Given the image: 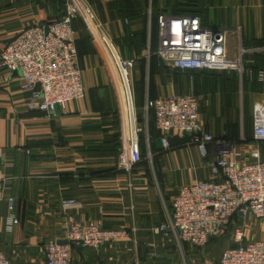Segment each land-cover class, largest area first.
<instances>
[{
    "label": "crops",
    "instance_id": "1",
    "mask_svg": "<svg viewBox=\"0 0 264 264\" xmlns=\"http://www.w3.org/2000/svg\"><path fill=\"white\" fill-rule=\"evenodd\" d=\"M94 1L91 6L103 24L102 30L111 39H121L126 28L123 22H129L123 14L128 12L131 20L132 13L138 15L135 6H121L117 0ZM65 2L0 0V46L27 27L60 20ZM152 4L148 16L153 10L173 16L193 13L210 29H228L230 58H238L240 49L247 52L244 73L218 71L222 77L202 75L195 81H184L168 67L169 72L155 77L144 110L147 100L192 94L199 99L204 131L216 141L234 144L231 158L248 163L254 161L253 153L259 152L264 162V144L247 141L253 132L252 112L247 118L243 112L227 115L221 113L220 106L222 98L232 94L228 92L231 85L241 90L254 85L247 90L248 101L264 104V86L250 76L252 69L246 68L254 64L255 55L259 66L264 67V0H154ZM136 22L132 20L133 27ZM74 29L86 97L70 103L65 111L58 108V117L31 112L27 107L31 95L23 89L22 79L0 70V244L11 264H46L44 247L48 241L65 236V222H100L130 235L97 249L75 246L73 264H219L223 251L237 245L235 229L242 230L243 243L264 240V219L250 217L235 218L231 232L221 229L203 249L180 244L173 235L154 232L167 220L180 187L222 180L209 168L219 157L220 146L215 142L208 145L203 156L189 139L174 136L170 150L161 143L155 145L149 163L143 161L132 171L123 169L116 149L122 145L124 118L114 111L111 97L108 99L104 91L98 92L100 101L97 94L89 93L104 83L100 61L106 65L109 57L97 37L92 46L82 41L80 30ZM126 58L136 61L134 83L140 71L139 58ZM99 104L105 106L103 110ZM10 198L15 200L19 224L8 233ZM67 199L78 205L63 210L62 201Z\"/></svg>",
    "mask_w": 264,
    "mask_h": 264
},
{
    "label": "built area",
    "instance_id": "2",
    "mask_svg": "<svg viewBox=\"0 0 264 264\" xmlns=\"http://www.w3.org/2000/svg\"><path fill=\"white\" fill-rule=\"evenodd\" d=\"M63 17L53 23L25 28L13 40L0 46V70L17 74L23 81V89L31 95L27 104L31 112H39L51 118L58 117L75 101L86 97L82 70L79 66L75 21H83L98 31L97 40L118 71L123 93V140L125 145L120 165L131 171L142 160L140 136L149 141L147 113L154 112L155 126L161 135V145L171 149L170 138H188L203 156L208 145L220 146L219 157L210 163L213 175L221 181L197 182L180 187L175 196L167 220L156 227V234L173 235L179 243H187L198 249L205 248L221 229L233 224L235 218L264 219V162L259 152L253 153L254 161L240 163L231 158L234 147L206 133L200 120L199 99L192 94H171L155 100H147L146 122L138 123L132 81L133 59H124L118 47L109 39L97 22L92 7L84 0H65ZM159 45L157 55L167 67L181 71H235L244 73L243 57L228 56V29L214 30L203 25L198 16L177 17L160 13L158 16ZM253 76L252 72H249ZM257 81L264 86V70H258ZM254 142L264 144V104L256 103L252 111ZM73 199L62 201V209L77 206ZM19 220L15 215V200L9 199V215L6 228L11 233ZM66 234L61 240H50L44 247L46 264H73L75 246L97 249L104 245L129 238L124 229L106 228L100 222H65ZM237 244L221 254L219 264H264V240L243 243V232L235 229ZM0 264H11L0 244Z\"/></svg>",
    "mask_w": 264,
    "mask_h": 264
},
{
    "label": "rangeland",
    "instance_id": "3",
    "mask_svg": "<svg viewBox=\"0 0 264 264\" xmlns=\"http://www.w3.org/2000/svg\"><path fill=\"white\" fill-rule=\"evenodd\" d=\"M117 1L118 3H120L121 6H124V5L127 6L128 3H130L131 7L135 6V9H137L138 11V15H135L134 13H132L133 17L131 16L132 17L131 20L129 17L126 18L127 16H130V15H128V12L125 11V13L123 14V18H126L129 21V22H123V24L126 27L125 35L121 37V39H111V38L109 39L119 48L123 56L128 57V58H139L138 60L140 63V68H139L140 71L139 73L136 72L134 76V80H135L134 85H135L136 94H137L136 97H137V105L139 107L138 109H141L147 97V92L149 95L150 90H153L154 88L155 77L166 74V72H169L170 69L162 67L157 60L153 61L152 59L155 43L151 45L152 43L151 37H153V34L156 29L155 23L153 21V18L156 12L153 10L152 16H148V10L150 8V5L154 2V0H128V2L127 0H117ZM86 2L87 4L91 6L93 5V2L95 1L87 0ZM98 19L99 18L97 16L98 24L100 26H103V24L99 23ZM132 20L137 21L135 23V27H133ZM75 28L77 31L80 30V33H81L80 36H81L82 41H88L89 43H91L92 46L94 45V43H96L94 41L96 37H98V33L96 30H93L91 25L90 27H88L82 21V22L76 23ZM127 33L130 34L129 38H127L126 36ZM126 42L132 43L131 46H129L128 43L125 44ZM106 62L107 64L105 65L104 62L100 61L101 68H102L100 74L105 84L103 83L97 87L90 89L89 93L97 94L95 96L97 100L100 101L98 97V92L100 91V89L101 91H104L103 93L108 99L111 97V101L113 103L112 106L113 108L115 107L114 111H116V113L119 112L123 117L125 114V105L123 101V93H122L121 85L119 84L120 82L118 79V71L114 63L111 61V59L108 58ZM175 75L181 76L182 79H184V81H188V80L195 81L197 80L199 76L198 74L189 73V72L176 73ZM249 89L243 88L241 90L231 85L228 92H231L232 94H228V96L222 98V101L220 103L221 113L225 114L227 112L226 113L227 115H230L231 113L233 115H239L240 113L243 112V115L245 116V118H247L248 112L250 111L252 112L253 106H254V104L248 101L247 90ZM237 95H239L240 98H238ZM99 105L100 107H102V110H103L105 106L104 105L102 106L101 104ZM148 113H147V117H148ZM123 122L124 120L122 121V123ZM149 128L150 127H149V119H148V124H147L148 136H149ZM123 137L126 138V133H125V136L123 135V133L121 134L122 145H120V150L118 153L119 159L123 153V149L125 145V142H124L125 139L123 140ZM226 144L234 147V144L231 142L230 143L226 142ZM162 152H166V151L162 149ZM148 154L150 155L149 157H147L146 161L149 163L152 158V155H151L152 153L150 152V150H148ZM231 225L233 224H230L228 227L225 228V229L228 228L229 232L232 231V229H230ZM179 256L180 258H182V255H179ZM182 264L184 263L182 262Z\"/></svg>",
    "mask_w": 264,
    "mask_h": 264
},
{
    "label": "trees",
    "instance_id": "4",
    "mask_svg": "<svg viewBox=\"0 0 264 264\" xmlns=\"http://www.w3.org/2000/svg\"><path fill=\"white\" fill-rule=\"evenodd\" d=\"M127 2H128V0H127ZM161 13H165V12H161ZM159 14H155V16L153 18V21L155 23L156 29H155V32L153 34V37H151V41H152L151 45L155 43V46H154V49H153L154 53H153L152 59H153V61L154 60H157L162 67L168 68L164 63H161L160 62V58L157 55V49H158V45H159V29H158V16H159ZM174 16H177V17H187V16H197V15L196 14H193V13H190V14L189 13H182L181 15H175L174 14ZM126 18H128V17H126ZM76 23H79V22H77V21L74 22V28L76 26ZM126 36H127V38H129L130 37V34L127 33ZM127 43L129 44V46H131V44H132V43H129V42H126L125 44H127ZM120 53H121V56L124 59H127L125 56H123V54H122L121 51H120ZM244 59H246V57H244ZM253 59H254V64H248L246 66V68L247 67L248 68L250 67L252 69L251 72L253 73V76H251V77H253V79L256 80L255 75H256L257 71L258 70H261V69L264 70V67L263 66H259V63H258V60H257L258 58H257L256 55L253 56ZM135 63H136V61H135ZM175 71L178 72V73H181V72L195 73V74H198L199 75L198 77H200L202 75H205L206 77H219V76L222 77L223 76V75H219L218 73H216L218 71H211V70L181 71V70H177L176 69ZM233 74L234 73H230L229 76H230V78H234L235 79V75H233ZM233 87L237 88L235 85ZM133 88H134L135 105H136V109H137L138 119L142 120V123L141 124L144 125L145 122H146V114H145V110H144V104H143V106H142L141 109H138L139 107L137 105V97H136L137 94H136V89H135L134 83H133ZM245 88H247V87H245ZM252 88H254V85H252L250 89L252 90ZM148 119H149V127H150L149 128V141L147 142L146 141V136L144 134H141V136H140V144H141V158H142V160H141V162L139 164H141L143 161L144 162H147L146 160H147V157H148V155H147L148 154V150L150 149V152L152 154H154V146L155 145H159L161 143L160 142L161 135H160V132L156 129V126H155V116H154V112L152 110H149ZM148 119H147V123H148ZM171 139H172V137L170 138V143H171ZM187 140H188V138H183L182 139V141H187ZM251 140L254 141L253 135H252V137L250 139H247V141H251ZM117 146L118 147L116 149V154L118 155L119 150H120V146L119 145H117Z\"/></svg>",
    "mask_w": 264,
    "mask_h": 264
},
{
    "label": "water",
    "instance_id": "5",
    "mask_svg": "<svg viewBox=\"0 0 264 264\" xmlns=\"http://www.w3.org/2000/svg\"><path fill=\"white\" fill-rule=\"evenodd\" d=\"M138 123L141 124L142 123V120L138 119ZM58 242L60 244H67V241L66 240H59Z\"/></svg>",
    "mask_w": 264,
    "mask_h": 264
},
{
    "label": "bare ground",
    "instance_id": "6",
    "mask_svg": "<svg viewBox=\"0 0 264 264\" xmlns=\"http://www.w3.org/2000/svg\"><path fill=\"white\" fill-rule=\"evenodd\" d=\"M112 61V60H111ZM118 79H119V75H118ZM119 82H120V79H119ZM120 84V83H119Z\"/></svg>",
    "mask_w": 264,
    "mask_h": 264
}]
</instances>
